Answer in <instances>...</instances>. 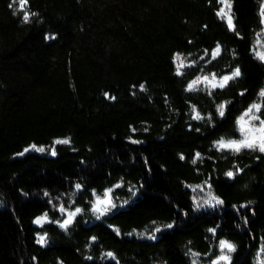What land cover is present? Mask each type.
I'll return each mask as SVG.
<instances>
[{"label":"trees","instance_id":"obj_1","mask_svg":"<svg viewBox=\"0 0 264 264\" xmlns=\"http://www.w3.org/2000/svg\"><path fill=\"white\" fill-rule=\"evenodd\" d=\"M230 3L235 31L219 0H0V264H213L221 240L231 264L264 262V153L214 146L264 105V0ZM33 144L45 151L18 155ZM108 188L117 207L97 218ZM61 205L83 209L66 230L34 223L63 222Z\"/></svg>","mask_w":264,"mask_h":264},{"label":"snow or ice","instance_id":"obj_2","mask_svg":"<svg viewBox=\"0 0 264 264\" xmlns=\"http://www.w3.org/2000/svg\"><path fill=\"white\" fill-rule=\"evenodd\" d=\"M219 2L222 5L227 6L228 11H225L224 7L220 9V11L217 13V15L221 18L226 20V23L230 30L235 31V25L233 23V17L231 15V3L230 0H219ZM20 7L23 9L24 6L27 4V0H19ZM31 15H36V13H31ZM261 15L264 16V9H262ZM30 18V14L25 12L24 14V21L28 22ZM222 49L219 44H217L216 48L212 52V57L215 58L221 53ZM259 58L261 60H264V53H257ZM176 60H178L180 63L177 67V74L182 75L181 69L185 67L183 59H181L180 55L177 54L175 57ZM193 64L196 63L195 61L192 62ZM241 75V69L237 67L230 75H223L218 77L216 73H210L205 74L202 76H196L195 79H193L188 85H187V91H195L199 89L200 85H206L210 89H223L225 88L228 83L235 78L239 77ZM141 90H144V85H140ZM211 94V93H209ZM107 95V94H106ZM241 95H244V93H241ZM260 97H264V89H262L259 93ZM230 101H225L223 103H220L216 105V111L219 117L223 118L226 114L227 106L230 104ZM264 107L261 103H253L251 104L244 113L238 118L237 125H238V131L241 134L240 139H225L224 137H221L219 140L215 142V147L218 150H230L233 152H240L243 149H252V150H258L261 153H264V118H262L261 115H258V113H261V109ZM193 111H195L194 119L201 120L204 119L201 114L195 110V106H193ZM210 119V117H209ZM253 122H258V126L255 125ZM135 131V129H133ZM134 143H139V141H133ZM56 144H68L70 143V140L63 139V140H57L55 141ZM31 150L44 152L45 149L43 147H37V145L33 144L30 145L29 148H25L23 152L19 153L18 155H24V153L29 152ZM52 155H56L55 151H51ZM197 158H200V153L195 154ZM183 159V157H181ZM196 161L193 160V163ZM227 176L232 177L234 175L233 172L226 173ZM123 186V183H118L114 187L120 188ZM82 185L77 183L75 185V188L79 191L82 189ZM200 187V186H197ZM113 188H108L104 191L103 195H96L95 191L93 194L95 195V201L93 202L91 211L94 215L97 216V218L104 216L111 212L113 209L117 207V204L114 201V198L112 197ZM45 195H48L45 193ZM133 195L135 193L133 192ZM213 201L215 203L213 204ZM124 203H127V201H124ZM206 204L210 206H217V205H223L224 201L220 199L219 197H212L210 200L205 201ZM197 207H200L198 204ZM246 207V206H241ZM59 211L61 213H66V218L63 220V222L60 221H50L48 218V214L44 213L43 216L37 217L34 223L42 225L45 222L50 223H56L59 225V227L63 229H67L70 224L74 222L75 217L80 214L83 209L76 207L74 211H68L63 205H61ZM155 223V222H153ZM166 228H171L172 225H165ZM117 233L119 232V229H116ZM155 231H160V228H156ZM209 231L215 233L216 229L212 228L209 229ZM152 239H155V235L153 234ZM95 239V237H93ZM46 241V236H40L38 243L44 244ZM219 247L222 250V254L217 258L216 261L213 262V264H219V261H226L227 264H231V256L230 253L234 252L236 250V246L226 240H221L219 242ZM226 250V251H225ZM262 252H264V248L261 249ZM108 256L114 258L113 253H107ZM194 256H198V253H194ZM195 264V261L193 262ZM264 264V262H262Z\"/></svg>","mask_w":264,"mask_h":264},{"label":"rangeland","instance_id":"obj_3","mask_svg":"<svg viewBox=\"0 0 264 264\" xmlns=\"http://www.w3.org/2000/svg\"><path fill=\"white\" fill-rule=\"evenodd\" d=\"M263 21H264V16H263ZM259 48H260V53H264V38L262 42L259 44ZM253 123L258 126L257 122H253Z\"/></svg>","mask_w":264,"mask_h":264}]
</instances>
